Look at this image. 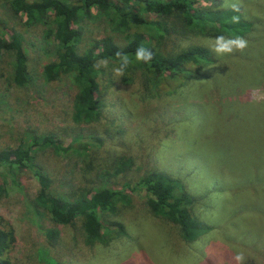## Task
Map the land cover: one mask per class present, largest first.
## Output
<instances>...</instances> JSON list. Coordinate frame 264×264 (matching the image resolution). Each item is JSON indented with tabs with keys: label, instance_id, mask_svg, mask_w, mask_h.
Returning a JSON list of instances; mask_svg holds the SVG:
<instances>
[{
	"label": "rangeland",
	"instance_id": "1",
	"mask_svg": "<svg viewBox=\"0 0 264 264\" xmlns=\"http://www.w3.org/2000/svg\"><path fill=\"white\" fill-rule=\"evenodd\" d=\"M218 2L238 5L245 19L261 26L264 0L194 5L203 9ZM175 21L169 17L166 23ZM0 22L4 37L18 34L27 73L23 85L7 79L12 60L0 51V149L31 137L42 142L31 149L32 164L49 176L50 191L64 198L77 188L128 185L127 201L118 202L114 212L99 213L113 233L103 230L102 241L88 243L79 216L58 224L35 205L38 184L29 169H15V182L7 177L2 183L0 177V216L14 234L5 255L10 264H264V23L251 54H226L177 87L161 81L150 92L141 70L124 80L113 72L117 65L97 61L98 118L78 123L71 118L75 87L66 77L47 82L41 76L53 57L52 40L41 38L43 25L25 26L23 15L13 14L4 0ZM78 25L80 49L111 34L98 13ZM172 29L166 48L207 47L215 38L182 36L178 23ZM47 137L72 149L44 144ZM124 159L130 164L116 171ZM150 170L177 178L193 197L191 213L207 226L195 239L184 241L175 225L150 211L139 185ZM237 254L243 262L235 260Z\"/></svg>",
	"mask_w": 264,
	"mask_h": 264
},
{
	"label": "trees",
	"instance_id": "2",
	"mask_svg": "<svg viewBox=\"0 0 264 264\" xmlns=\"http://www.w3.org/2000/svg\"><path fill=\"white\" fill-rule=\"evenodd\" d=\"M4 1L13 14L23 15L22 23L25 26L43 25L41 38L46 43L52 40L53 57L43 64L41 76L47 82L66 77L75 87L71 118L78 123H88L98 118L97 61L106 60L119 67L121 61L115 54L120 52L126 54L130 61L122 75L124 80L129 77L130 72L139 69L143 85L150 92H154L161 81L174 82L177 87L199 76L203 68L215 64L220 58L222 60L226 54L216 56L200 44L178 47L173 44L171 48H166L164 44L169 37L168 31H172L176 23L182 36H243L249 45L245 49L247 55L253 52L261 35L259 29L264 23L263 18L257 29L240 11L222 7L219 2L199 9L194 5L196 0ZM262 9L264 11V5ZM97 13L102 16L111 34L90 40L87 46L80 49L79 43L83 36L78 21ZM233 16L240 18L238 23L232 21ZM169 17H173L176 23L167 24ZM2 29L0 22V51L8 54L12 60L5 77L16 85H23L27 81L26 55L20 38L14 31L4 37ZM139 47L151 51L150 62L135 59V52ZM213 69L211 66V71ZM43 143L52 144L60 151L72 149V144L62 148L52 137H47ZM41 144L42 142L38 143L31 137L26 141L20 140L15 147L0 149L2 183L6 182L7 177L15 182V169H29L38 184L34 203L49 215L51 221L66 225L79 216L86 242L102 241L103 230L106 233L113 231L103 224L99 213L114 212L118 209V202L127 201L123 190L128 185L124 184L120 189L98 187L92 191L89 188H77L78 192H73L71 198L56 195L49 189V176L32 164L31 149L34 145ZM129 164V159L120 160L115 169L122 171ZM139 183L146 191L150 211L175 225L184 241L195 239L201 231L207 229L191 213L193 197L177 178L162 170H150L139 179ZM0 190L3 191L1 186ZM117 226L116 233H121V225ZM13 241L11 224L0 216V264H10L5 255Z\"/></svg>",
	"mask_w": 264,
	"mask_h": 264
},
{
	"label": "clouds",
	"instance_id": "3",
	"mask_svg": "<svg viewBox=\"0 0 264 264\" xmlns=\"http://www.w3.org/2000/svg\"><path fill=\"white\" fill-rule=\"evenodd\" d=\"M234 11H239V7L236 4L228 5ZM232 21L234 23L239 22L238 16H233ZM208 50L216 56H221L225 54H231L233 52L239 51L243 52L248 47V41L243 36H235L234 38H225L223 35L216 36L214 41L207 45ZM121 61L120 66L113 69L115 76L120 77L124 73V69L129 65L130 61L126 54L117 52L115 54ZM135 59L137 61H143L145 63L150 62L152 59L151 51L139 47L135 52ZM106 66V63L104 64ZM245 257L242 254H237L235 260L237 262H243Z\"/></svg>",
	"mask_w": 264,
	"mask_h": 264
}]
</instances>
